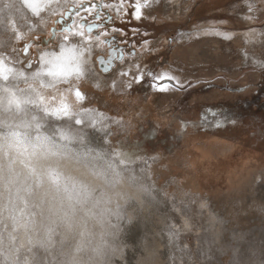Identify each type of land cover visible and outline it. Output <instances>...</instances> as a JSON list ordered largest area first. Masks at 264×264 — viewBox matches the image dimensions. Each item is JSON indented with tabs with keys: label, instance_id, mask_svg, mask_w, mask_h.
Masks as SVG:
<instances>
[{
	"label": "rangeland",
	"instance_id": "obj_1",
	"mask_svg": "<svg viewBox=\"0 0 264 264\" xmlns=\"http://www.w3.org/2000/svg\"><path fill=\"white\" fill-rule=\"evenodd\" d=\"M136 3L0 0V66L25 78L6 82L36 72L47 82L50 61L74 54L68 74L42 89L70 110L49 122L82 130L161 190L162 203L135 210L129 243L145 231L166 243L174 228L194 248L213 218L264 242V0H147L140 19ZM210 27L230 38L203 34ZM165 72L179 86L150 87Z\"/></svg>",
	"mask_w": 264,
	"mask_h": 264
},
{
	"label": "clouds",
	"instance_id": "obj_2",
	"mask_svg": "<svg viewBox=\"0 0 264 264\" xmlns=\"http://www.w3.org/2000/svg\"><path fill=\"white\" fill-rule=\"evenodd\" d=\"M73 61L66 52L50 61L49 81L36 72L23 85L6 82L25 78L0 66V264H128L129 251L133 264H264V242L219 218L194 232V248L174 228L166 243L148 231L128 242L135 210L162 203L161 190L118 152L92 147L82 130L49 122L56 101L42 89Z\"/></svg>",
	"mask_w": 264,
	"mask_h": 264
},
{
	"label": "snow or ice",
	"instance_id": "obj_3",
	"mask_svg": "<svg viewBox=\"0 0 264 264\" xmlns=\"http://www.w3.org/2000/svg\"><path fill=\"white\" fill-rule=\"evenodd\" d=\"M147 6V0H145V3L142 4L140 3V0H137V3L135 4V11L133 12V16L134 18L136 19H140L141 16H142V8ZM98 18V17H97ZM96 27H98V25H95V24H88L86 26V30L88 32H91L93 31ZM204 31V34H212V35H217V36H221L225 39H229L230 38V34L228 33H224V32H221L215 28H206L203 30ZM147 43V41L145 42ZM103 62V61H102ZM139 67V66H138ZM122 75H128V73H123ZM149 75H151V73H149ZM144 79V76L143 74L141 75H138L136 76V82L137 83H140L142 82ZM153 79L156 81V83H153L152 85H150V87H153L155 88L157 91H166L169 87H171L172 85L168 84V83H159L160 81H170V80H174L176 82V85L179 86V81L176 80V78L168 73H161L159 75H156L153 77ZM225 119H228V118H225ZM203 206V205H202Z\"/></svg>",
	"mask_w": 264,
	"mask_h": 264
},
{
	"label": "bare ground",
	"instance_id": "obj_4",
	"mask_svg": "<svg viewBox=\"0 0 264 264\" xmlns=\"http://www.w3.org/2000/svg\"><path fill=\"white\" fill-rule=\"evenodd\" d=\"M144 8V7H143ZM143 8H142V10H143ZM255 12V11H254ZM249 13V12H248ZM256 30V29H255ZM204 34V33H203ZM230 34V33H229ZM232 34V33H231ZM254 35L253 34H251L250 32H248V33H246V37L247 38H251V37H253ZM94 41V40H93ZM4 63V62H3ZM3 63H2V65H3ZM71 69V68H70ZM10 81V80H9ZM43 91V90H42ZM44 92V91H43ZM45 93V92H44ZM46 94V93H45ZM66 97H70L73 101H75V96H73L72 97V95H64V96H60V100H62V98L63 99H65ZM63 101V100H62ZM65 101V100H64ZM65 106H66V108H65ZM60 107V108H59ZM55 106L54 104H53V110H54V113H56V114H62V113H65L66 112V110H67V112L69 113L70 112V110H69V106H68V104H64L63 106L62 105H60V106ZM62 107H63V109H62ZM88 113H90V111L88 112ZM126 154H129V153H124V155H126Z\"/></svg>",
	"mask_w": 264,
	"mask_h": 264
}]
</instances>
